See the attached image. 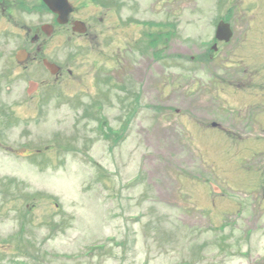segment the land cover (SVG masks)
Listing matches in <instances>:
<instances>
[{"label":"rangeland","instance_id":"374dc122","mask_svg":"<svg viewBox=\"0 0 264 264\" xmlns=\"http://www.w3.org/2000/svg\"><path fill=\"white\" fill-rule=\"evenodd\" d=\"M80 1L108 36L61 26L53 75L16 59L50 12L0 5V264H264V0ZM150 23L177 38L149 47Z\"/></svg>","mask_w":264,"mask_h":264},{"label":"flooded vegetation","instance_id":"af4514ba","mask_svg":"<svg viewBox=\"0 0 264 264\" xmlns=\"http://www.w3.org/2000/svg\"><path fill=\"white\" fill-rule=\"evenodd\" d=\"M18 1V0H15ZM70 3L74 6V8H72V12L69 14L68 17H65L64 15H62L61 20L65 21L68 20L67 24H60L59 21V14H54L51 11L50 14L52 15L53 18V24L51 23H47L44 24L42 26V28L40 30H36L35 32H31L32 35L34 36L32 39V46L29 48H23L26 51V55H25V59L23 62H19V65L21 67H23L24 69H31V66L34 65V62H39L42 63V65L46 68V70L48 71V74H50V71L47 69V67L45 66V62L48 63L49 66H51L54 70L56 69L53 64H56V60L55 58L51 57V52L50 54L47 53L46 51H43V48H46L49 44L47 41V38H50L53 35H56V31L62 26H67L68 31L71 32L72 36L68 37L69 41L70 39H72L73 43L75 41H78L81 39H86V42L88 44L92 43V41L98 40L106 37L108 35H104L103 36V30L102 29H98L97 25L95 24V19H100L102 24H105L107 22V18L110 14H112V10L108 9L104 15L102 17H99V13L100 10L98 9H88L86 8L85 5L81 4L80 0H69ZM89 1V0H88ZM111 3H113V1L115 2V18L117 19V21L119 20V15L120 16H124L125 11H127L129 13L132 14L133 9L135 10V5H136V0H128L127 3H125L126 0H110ZM3 2V0L1 1V3ZM83 2L86 4L87 0H83ZM0 3V5H1ZM21 3V0L18 2V4ZM22 5H24V3H21ZM11 5V6H10ZM7 4V7H12L15 6L14 3L11 4ZM36 6H38L39 8H41L43 5V1L42 0H38V3L35 4ZM46 6V5H45ZM47 7V6H46ZM10 8H5L6 11H8ZM49 10V9H48ZM128 19L132 20L131 24H134V19L129 18ZM45 25H49V27L47 28H43ZM52 25V26H50ZM151 27V31H148V33H145V36L148 35V38L150 39V37H154L155 39H159L162 44L165 47L169 46V42L172 38H169V35H172L173 30L171 28V24L169 23V25L167 24H160L158 26H153L154 24H149ZM139 27V25H137ZM134 27L133 28V37H131L129 40L134 43V46H139L141 44V40L138 38V36H141V29L140 27ZM128 28V27H126ZM169 28L171 29V31L169 30ZM152 29H157L158 31H152ZM85 31V32H84ZM103 36V37H102ZM46 37V39H45ZM60 37H61V33L58 34L57 37V44L60 41ZM162 38H164L165 40H163ZM149 44H151V42L149 41ZM61 46V44H58V47ZM110 52V51H109ZM92 57L96 60H102V61H106L108 64H112V53H109V56L106 54V52H104V58H103V54L101 53V48L98 47L97 50H93L92 51ZM96 62V61H95ZM58 72H62V68L60 66V69L58 70ZM57 72V73H58ZM51 75V74H50ZM37 78H41V76H37ZM51 80H53V77H49ZM31 81V80H30ZM29 81V83H30ZM40 85H37L35 91H34V95H31L30 98L34 99V102H39L37 99V96L44 90L46 89L47 85L45 87H43V84L46 83L47 81L43 78L39 79V81H37ZM44 95V93H43ZM37 107V105H36Z\"/></svg>","mask_w":264,"mask_h":264},{"label":"water","instance_id":"95a60500","mask_svg":"<svg viewBox=\"0 0 264 264\" xmlns=\"http://www.w3.org/2000/svg\"><path fill=\"white\" fill-rule=\"evenodd\" d=\"M47 2V4L54 10V7L52 6L53 1L54 0H45ZM232 32L230 29V25L222 23L221 26L219 27L218 33H217V37L220 40H227L229 41L230 38L232 37Z\"/></svg>","mask_w":264,"mask_h":264}]
</instances>
